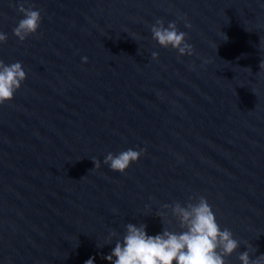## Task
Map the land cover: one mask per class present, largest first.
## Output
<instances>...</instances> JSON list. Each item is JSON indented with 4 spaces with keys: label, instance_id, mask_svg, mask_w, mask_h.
Here are the masks:
<instances>
[{
    "label": "water",
    "instance_id": "1",
    "mask_svg": "<svg viewBox=\"0 0 264 264\" xmlns=\"http://www.w3.org/2000/svg\"><path fill=\"white\" fill-rule=\"evenodd\" d=\"M20 4L41 14L23 42ZM0 32L26 73L0 104V264H109L127 224L181 232L172 207L201 196L239 242L226 264L264 254V0H0Z\"/></svg>",
    "mask_w": 264,
    "mask_h": 264
},
{
    "label": "clouds",
    "instance_id": "2",
    "mask_svg": "<svg viewBox=\"0 0 264 264\" xmlns=\"http://www.w3.org/2000/svg\"><path fill=\"white\" fill-rule=\"evenodd\" d=\"M18 11L24 18L13 29V33L23 42L29 35L37 32L41 14L39 10L25 8L23 4L18 6ZM151 32L152 38L160 46L164 48L171 46L181 56L192 54V45L186 43V33L178 31L174 22L165 27L162 20H157L151 27ZM6 40L7 35L0 32V43ZM224 40H227L225 34ZM157 56V53H152L153 59ZM83 61L86 63L87 57H84ZM260 66H264V62H261ZM25 79L26 73L20 62L6 65L0 61V104L12 100ZM143 152L144 149L140 151L128 149L117 155L108 153L103 163L109 165L114 172L124 173L131 163L139 160ZM94 162L95 169H99L100 161ZM172 213L179 220L183 231L164 229L159 234L149 235L146 225L141 224L137 227L127 224L122 241H117L112 251L103 259L109 264H226L225 257L230 256L239 247V242L233 238V233L229 229L221 230L205 197H199L198 202L188 203L186 207L177 203L172 207ZM111 238L110 235L109 241ZM239 260L242 264H264V254L256 259H250L249 252L244 251L239 255ZM94 261L93 256L84 261V264H94Z\"/></svg>",
    "mask_w": 264,
    "mask_h": 264
}]
</instances>
